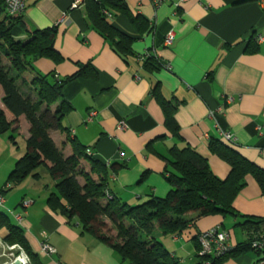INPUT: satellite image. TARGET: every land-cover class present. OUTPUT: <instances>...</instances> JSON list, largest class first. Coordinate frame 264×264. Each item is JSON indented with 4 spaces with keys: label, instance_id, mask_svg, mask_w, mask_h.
I'll return each mask as SVG.
<instances>
[{
    "label": "crops",
    "instance_id": "0c3cea01",
    "mask_svg": "<svg viewBox=\"0 0 264 264\" xmlns=\"http://www.w3.org/2000/svg\"><path fill=\"white\" fill-rule=\"evenodd\" d=\"M122 1L129 14L116 12L105 18V24L91 14L88 0L77 10H69L72 0H29L22 19L21 40L36 30L55 27L54 50L60 56L58 62L48 58L33 62L27 78L36 74L64 80L87 70V77L67 83L62 90L63 100L71 106L63 124L70 137L106 168L108 192L128 205L142 203L150 195L165 197L170 190L162 176L166 160L172 150L183 148L204 157L211 173L225 180L230 166L210 152L212 140L264 172V0H187L181 6L165 3L157 9L149 0ZM107 24L132 36L126 57L119 40H109L100 31ZM169 30L175 39L166 47L163 41ZM258 37L263 40L256 42ZM150 55L157 60L145 65ZM154 89L173 112L176 136L166 125ZM2 95L0 90V109L11 121ZM16 127L0 135V190L26 150L16 138L25 144L28 123L21 120ZM223 134L230 135L233 143ZM11 135L16 145L10 142ZM55 138L60 141L54 142L57 149L70 156L66 135L57 130ZM46 170L38 167L37 177L29 176L1 194L0 213L22 229L34 254L33 260L27 256L29 264H125L111 247L84 232L76 219L50 208L48 198L57 192ZM244 181L232 203L234 214L200 218L183 233L160 238L180 264L198 263L194 238L199 233L219 227L228 232L235 248L248 238L240 224L264 219V192L253 175L247 174ZM23 201L31 204L23 208ZM6 233L1 227L0 264L8 262L3 246L17 245L4 241ZM42 244L55 253H44ZM259 258L249 249L221 264H256Z\"/></svg>",
    "mask_w": 264,
    "mask_h": 264
},
{
    "label": "trees",
    "instance_id": "16d2710c",
    "mask_svg": "<svg viewBox=\"0 0 264 264\" xmlns=\"http://www.w3.org/2000/svg\"><path fill=\"white\" fill-rule=\"evenodd\" d=\"M88 4L91 14L99 17L103 23L108 17L102 10H106L111 16L116 12L129 14L122 0H88ZM22 19L23 17L8 16L5 0H0V89L3 93L1 103L12 119L8 121L4 111L0 109V135L10 131L12 126H18L21 120L26 121L29 126L25 153L9 174L6 189L0 190V195L12 190L29 176L37 177L34 171L40 166H46L56 183L57 192L48 198L50 208L59 210L68 219H76L84 232L111 247L123 263L180 264L179 260L165 249L160 241L161 237L181 234L200 218L234 214L232 203L244 188V178L247 174L256 178L264 192V172L232 148L212 140L210 152L217 154L230 166V173L225 180L216 178L209 170L206 159L197 152L189 148L174 149L170 152V159L166 160L167 167L162 173L170 187L165 197L150 195L142 203L128 205L111 194L112 200L106 201V168L93 156L88 155L87 147L70 137L69 130L63 124L71 106L63 100L62 90L67 83L87 77V70L82 68L64 80L55 76L35 74L28 81L25 75L33 73V62L40 58L58 62L60 56L54 50L55 27L36 30L21 40L25 33ZM130 21L133 22L134 19L130 18ZM100 31L109 40H119L117 45L124 57L130 53L132 36L118 33L108 24ZM150 57L152 58L147 59L145 65H153L154 59L157 60L154 55ZM3 60L8 62L9 67H5ZM21 85H27L36 99L32 100L31 96L23 93ZM153 92L164 111L166 125L176 136L178 130L172 110L158 91L155 92L154 89ZM51 107H54V112L50 116ZM51 127L66 135L71 148L70 156L65 157L55 146L48 133ZM16 130L17 127L12 132ZM9 139L16 145L14 135ZM82 162L86 163L87 167L81 165ZM84 167H89V171L84 170ZM105 219L113 225V237L107 234ZM240 226L248 231L247 241L215 260L199 255L198 237L203 232L196 235L194 241L197 247V264H205L208 260H211L210 264H221L230 255L249 250L251 236L264 229V219H247ZM1 227L7 230L4 237L7 244H17L29 259L35 258L24 239L22 229L12 225L8 218L0 213Z\"/></svg>",
    "mask_w": 264,
    "mask_h": 264
},
{
    "label": "built area",
    "instance_id": "2783aa9c",
    "mask_svg": "<svg viewBox=\"0 0 264 264\" xmlns=\"http://www.w3.org/2000/svg\"><path fill=\"white\" fill-rule=\"evenodd\" d=\"M28 1L29 0H5L6 13L10 17H23ZM84 1L85 0H72L69 10H77L82 8ZM186 1L187 0H149L154 9L159 8L165 3H173L175 6H181V4ZM102 13L105 14V16H107L108 18L111 17V15L106 10H102ZM174 39V31L169 30L164 38L163 45L169 47L173 43ZM262 40L263 38L261 37L255 39L256 42H261ZM162 66L165 69L168 68V65ZM223 138L228 143H233V139L230 135L223 134ZM88 155H91V152L88 151ZM105 200H112V196L108 191L105 192ZM0 202H3V198L1 195ZM30 204V201H23L22 207L27 208ZM17 219L18 221H21L22 215L17 216ZM229 241L230 236L228 232L221 230L219 227L205 231L198 237V243L200 246L199 255L202 257H207L211 260L222 258L234 249V247H231ZM0 245L2 244L0 243ZM249 247L250 250L260 255V258L258 259L256 264H264V229L260 231V233L253 234L251 236ZM3 248H5V255L8 258V262H6L5 264H13L16 259L20 260L22 264H29V259L20 246H3ZM41 249L47 255H52L55 253V249L48 244H42ZM211 260H208L207 262H205V264H210Z\"/></svg>",
    "mask_w": 264,
    "mask_h": 264
},
{
    "label": "rangeland",
    "instance_id": "374dc122",
    "mask_svg": "<svg viewBox=\"0 0 264 264\" xmlns=\"http://www.w3.org/2000/svg\"><path fill=\"white\" fill-rule=\"evenodd\" d=\"M0 43H1V41H0ZM3 64L5 65V67L7 68V67H9V65H8V62L6 61V60H3ZM28 79V81H29V77L27 78ZM27 86V85H26ZM26 86H22L21 85V90H22V92L23 93H25V94H28L29 96H31L32 97V100H35L36 99V96H35V94L32 92H30L29 91V88H28V86L26 87ZM1 90V89H0ZM53 112H54V107H51L50 108V112H49V114H50V116H51V114H53ZM57 132V129L55 128V127H51V129L48 131V133H49V136L51 137V139L53 138V135L55 134ZM15 137V136H14ZM58 138H60V136H58ZM16 140H17V144L18 145H20V146H22L23 148H25V144H24V141H22V140H20L19 138H16ZM53 142H56V144L57 143H59L60 141H59V139H58V141H56V138L54 139V140H52ZM22 149V148H21ZM1 160H5V159H1ZM84 170H86V168H84ZM47 171V170H46ZM51 176H50V174L48 173V175H47V179L49 178L50 180H52L51 178H50ZM49 179H48V181H49ZM81 182V181H80ZM103 203H105V200H103L102 201ZM105 222H106V224H107V234H109V236H114V234H115V231H114V229H113V225H112V223L109 221V220H107V219H105ZM106 232V231H105Z\"/></svg>",
    "mask_w": 264,
    "mask_h": 264
},
{
    "label": "water",
    "instance_id": "95a60500",
    "mask_svg": "<svg viewBox=\"0 0 264 264\" xmlns=\"http://www.w3.org/2000/svg\"><path fill=\"white\" fill-rule=\"evenodd\" d=\"M13 264H22L20 260L16 259Z\"/></svg>",
    "mask_w": 264,
    "mask_h": 264
}]
</instances>
